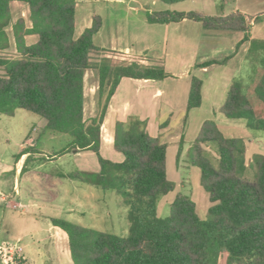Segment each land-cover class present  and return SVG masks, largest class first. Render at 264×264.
Returning <instances> with one entry per match:
<instances>
[{"label": "trees", "instance_id": "obj_1", "mask_svg": "<svg viewBox=\"0 0 264 264\" xmlns=\"http://www.w3.org/2000/svg\"><path fill=\"white\" fill-rule=\"evenodd\" d=\"M11 1L28 5L31 27L23 18L11 25ZM173 4L184 0H161ZM77 0H0V50L9 47L7 27L11 25L18 58L0 57V113L12 116L16 109L37 114L46 131L69 136L66 146L52 155L72 150L92 151L98 171L74 169L63 177L103 190L115 191L127 207L126 236L50 217V223L67 235L72 264H264V155H253L254 179L237 174L241 139L227 137L214 120L202 122L198 134L186 151L188 163L200 170L199 183L208 194L210 206L201 219L190 195L177 193L166 217L158 215L162 196L174 189L166 172L167 144L151 136L146 120L131 115L114 124L113 148L123 155L120 162L100 153L101 125L108 102L120 79H164L170 74L161 67L137 62L114 64L107 58L93 64L90 55L99 48L93 36L102 21L93 15L91 26L75 37ZM259 19L233 11L226 15H207L197 11L160 10L146 12L150 24H170L183 20L199 22L204 30L243 33L236 48L248 41L250 22ZM35 34L36 43L27 45L24 37ZM264 50V40L251 39L249 52ZM208 60L196 67L222 64ZM97 72V112L84 117V76ZM202 80L192 76L186 112L202 102ZM227 119L244 120L245 128L264 134V56L253 70L250 83L233 79L217 109ZM168 120L161 122L165 127ZM181 134L176 153L179 161L184 146ZM212 146L213 165L206 146ZM33 149V148H29ZM37 152L38 149L34 148ZM35 151V152H36ZM31 154L23 149L16 159Z\"/></svg>", "mask_w": 264, "mask_h": 264}, {"label": "rangeland", "instance_id": "obj_2", "mask_svg": "<svg viewBox=\"0 0 264 264\" xmlns=\"http://www.w3.org/2000/svg\"><path fill=\"white\" fill-rule=\"evenodd\" d=\"M75 11V36L77 32L84 26L93 15H99L102 21V28L93 38V42L97 47L103 46L107 50L109 47L125 48L128 47L130 54L128 57L117 54H108L105 51L96 50L90 55L91 62L98 64L106 58L114 64H128L135 62V56L145 53L150 60L156 61L154 67H167L171 71H176L179 62L190 63L194 54L195 43L199 40L202 42V50L209 51L210 46L216 41V38L208 37L204 34H217L214 31L203 30L199 22L192 20L185 21L186 25H182L179 32L173 34L171 32L170 39H165L167 35L163 28L165 25L150 24L146 21V12L160 10H176V11H197L203 14L216 13L224 4V10L231 11L235 7H247L249 13L258 15L255 25L252 27V33L256 37H261L264 29V0H184L177 5L167 4L161 0H77ZM29 19V16H26ZM176 25H171L172 28ZM155 28L150 31V38L145 34V29ZM179 30V28H178ZM11 35V31L8 30ZM182 37V42H180ZM172 39V40H171ZM259 39V38H258ZM168 40V45H165ZM145 49H148L144 52ZM202 53L199 52V54ZM11 48L0 50V57L13 56ZM172 54H177L175 58ZM116 56V57H113ZM195 55V56H194ZM138 59V58H137ZM165 64L166 66H164ZM258 64L253 63L252 71H247L243 75L244 83L251 81L253 70ZM216 70V69H215ZM219 70V69H217ZM219 72V71H217ZM213 71L208 74L197 73L202 81L205 82V90L211 89V79L219 80V73ZM97 77L96 71H89ZM3 69L0 68V75H3ZM210 75V77H208ZM212 77V78H211ZM204 90V91H205ZM206 93V91H205ZM226 93V91H225ZM96 93L94 98H85L84 117L88 119L97 112L95 110ZM215 98L205 96L203 103L196 108H192L186 112V107L174 106L172 114L163 113L156 118V122H164L168 120V129H166V139L169 141L166 149V172L167 177L174 183V189L162 196L158 203V215L166 217L169 214L170 203L173 201L177 193L190 195L196 205V212L201 219L207 216L210 202L208 194L204 191L199 183L200 170L196 166L188 163L186 151L192 141L198 134L199 128L203 121L212 119L219 126L220 130L227 137H237L241 139L240 151L237 156V174L248 180L254 179V165L252 162L253 155L264 153V134L260 131H252L242 129L244 120L227 119L219 114L212 106ZM97 106V105H96ZM44 120L37 114L24 109H16L12 116L0 113V172L5 167L13 166L16 157L23 150L30 151L31 154L25 165L29 170L32 166L33 156L36 153L45 154L39 157L38 162H46L50 159L54 152L64 148L69 141V136L64 133L46 131L41 134ZM166 125V126H167ZM254 135H244L246 133ZM181 134L184 136V146L179 161L176 162V153L178 149L179 138ZM27 137H32L33 146L25 145ZM164 137L161 136V138ZM251 138L252 143L247 139ZM186 144V145H185ZM22 146H24L22 148ZM33 148V149H29ZM34 148H37V152ZM210 159L216 166L215 154L212 146H206ZM36 151V152H35ZM263 152V153H262ZM27 156V155H26ZM48 157V158H47ZM25 160V159H24ZM37 161V159H35ZM24 162V161H23ZM70 171L74 169L72 163L68 162L60 165L45 164L38 170L26 172L17 186L20 193L15 195L13 200L26 205L27 213H21L16 210L4 207L6 202L3 194L9 193V188L5 183L11 176V173L0 174V243L9 241L17 242L21 246L24 242L19 237L24 234L25 230H29L41 218L57 217L68 220L73 223L83 225L85 227L95 228L119 236H126L128 233L129 222L127 219V207L122 205L121 197L112 190H103L78 181L59 178L56 175L58 168ZM28 174V175H27ZM73 186H76L74 195L76 197L72 213H67L64 209L67 203H63L62 197L65 192L69 193ZM3 198V199H2ZM23 254V251H22ZM0 264L2 262L0 257ZM9 264H25L23 255L16 256L13 263ZM220 264H224L223 258Z\"/></svg>", "mask_w": 264, "mask_h": 264}, {"label": "crops", "instance_id": "obj_3", "mask_svg": "<svg viewBox=\"0 0 264 264\" xmlns=\"http://www.w3.org/2000/svg\"><path fill=\"white\" fill-rule=\"evenodd\" d=\"M116 1H124V0H116ZM225 1V0H224ZM181 2V1H180ZM179 2V3H180ZM177 3H173V5H177ZM78 4H76L77 7ZM10 12H11V25L18 19L23 18L25 21L26 27H31L30 20L26 19V16H29V8L28 5L21 1H11L9 4ZM247 7H235L231 11L224 10V4L221 5L220 10L216 13H208V15H226L233 11H240L243 14L255 16L254 14L249 13ZM187 20H183L178 23H170V24H159L165 25V29L163 31L167 34L165 35V39H170L171 32L175 34L179 32ZM92 20L90 19L81 29L77 32V36L83 31L84 28L91 26ZM256 21L250 22V32H249V40L243 43H240L238 48L236 45L241 41L243 37V33L239 31H215V30H207L214 31L217 34L214 36L211 34H204L205 37L216 38V41L210 46L209 51H204L201 49L202 42L199 40L195 43L194 54L197 57H193L190 63H184V61L179 62L176 66V71H171L164 67L165 71L170 74L169 77L164 79H136L130 77H122L111 96L106 114L101 125V144H100V153L104 158H107L111 161L120 162L123 160V155L116 152L113 148V134H114V124L117 120L126 121L127 118L131 115L137 116L141 120H146V129L151 136L159 137L160 140L166 144H168V140L166 139V129H168V125L165 127H160L161 122H156V118L159 117L162 112L166 114H172L174 106L178 104L180 106L186 107L188 92L190 87L191 77L197 76L196 72H200L202 74H208L213 71H219V80L211 79V89L205 90V82L202 81L201 95L202 102L204 101L205 96L215 98L212 106L217 110L220 104L222 103L225 91L227 90L230 82L235 78H243V74L247 71H252L253 63L259 64L260 58L264 56V50L259 49L255 52H249L250 48V40H264V29L261 33V37H256L252 33V27L255 25ZM11 25L7 27L6 31L9 38V48L12 49L13 56L10 58H18L19 54L15 49L14 38L12 34ZM171 25L174 28L171 27ZM186 25V24H185ZM102 28V26H101ZM100 28V30H101ZM179 28V30H178ZM145 29V28H144ZM203 29V28H202ZM8 30L11 31V35L8 33ZM76 30V24H75ZM100 30L96 33L98 34ZM150 31H155V28H149ZM149 30L145 29L144 36H148L150 38ZM204 30V29H203ZM76 34V33H75ZM95 34V35H96ZM94 35V36H95ZM75 36V37H77ZM93 36V38H94ZM259 38V39H258ZM27 45H32L36 43L38 40V36L35 34L26 35L24 37ZM172 40V39H171ZM168 40H165V45H168ZM180 42H182V37H180ZM98 50L105 51L108 54L106 56L110 57L111 54L123 55L124 57H128L130 54V50L128 47L118 48V47H109L107 50L105 47L100 46ZM146 52L148 49H145ZM96 51V50H95ZM199 54V52H201ZM92 54V53H91ZM177 54H172L171 57L175 58ZM194 55V56H195ZM113 57H116L113 55ZM135 62L145 65L152 66L157 63L156 61L150 60V57H146L145 53H141L140 55L135 56ZM138 58V59H137ZM224 58H227L226 61L222 64H211L207 67H196L197 64L208 60H218L221 61ZM166 66L165 64H163ZM216 69V70H215ZM219 69V70H217ZM89 71H95L93 69H88L85 72L84 76V98H94L97 87H98V76L95 77L93 73ZM97 73V72H96ZM87 77V78H86ZM210 77V75H208ZM243 80V79H242ZM206 93H205V91ZM94 93V94H93ZM95 101V99H94ZM85 104V102H84ZM95 110H96V101H95ZM189 112V111H188ZM96 114V113H95ZM94 114V115H95ZM94 115H91L94 116ZM242 124V129H245L244 122H240ZM44 126V123L41 127ZM107 126V127H106ZM219 127V126H218ZM220 129V128H219ZM107 131V132H106ZM165 132V133H164ZM108 133V134H107ZM246 133V132H244ZM164 137L161 138V136ZM250 135L251 134H244ZM34 139L32 137H27L25 140V145L33 146L32 143ZM105 144H104V143ZM252 143V139L248 138L246 145ZM107 145V146H106ZM186 145V144H185ZM24 146H22L23 148ZM261 154V152L257 151ZM263 153V152H262ZM27 154L22 155L19 159L14 161L13 166L5 167L4 173H11L10 178L5 183L7 184V188H9V193L3 194L5 198H7L5 203L3 204L5 208L16 210L21 213H27L25 210L26 205L23 203H19L13 200L14 196L20 193L18 189V185L20 180L26 172L36 171L40 167L45 164L50 165H60L65 163H72L74 169L86 170V171H98L99 163L97 161L96 155L90 151H70L61 156L55 157H47L48 161L46 162H38L39 157L44 156L45 154L36 153L33 156V166L32 170L29 168H25L24 171L21 172V168L23 165V161L26 158ZM264 155V153H263ZM37 159V161L35 160ZM72 169V170H74ZM61 167L58 168L56 175L62 178L65 174L71 172ZM28 175V174H27ZM1 176V175H0ZM65 179H69L63 177ZM76 191V186H73L72 190L69 193V189L65 192V196L62 197L63 203H67L68 205L64 207L67 213H72L74 202L76 201V197H70V195H74ZM1 199V198H0ZM3 199V198H2ZM19 240L23 242L21 243L23 248V259L25 260V264H72L70 259V253L68 248V240L66 233L60 228L53 226L50 223L49 217L41 218L34 226H32L29 230H25L24 234L19 237Z\"/></svg>", "mask_w": 264, "mask_h": 264}, {"label": "built area", "instance_id": "obj_4", "mask_svg": "<svg viewBox=\"0 0 264 264\" xmlns=\"http://www.w3.org/2000/svg\"><path fill=\"white\" fill-rule=\"evenodd\" d=\"M23 248L17 242L4 241L0 243V257L3 263H13L16 256L22 255Z\"/></svg>", "mask_w": 264, "mask_h": 264}, {"label": "bare ground", "instance_id": "obj_5", "mask_svg": "<svg viewBox=\"0 0 264 264\" xmlns=\"http://www.w3.org/2000/svg\"><path fill=\"white\" fill-rule=\"evenodd\" d=\"M87 78V77H86ZM94 94V93H93ZM107 127V126H106ZM107 132V131H106ZM108 134V133H107ZM104 143V142H103ZM105 144V143H104ZM107 146V145H106Z\"/></svg>", "mask_w": 264, "mask_h": 264}, {"label": "water", "instance_id": "obj_6", "mask_svg": "<svg viewBox=\"0 0 264 264\" xmlns=\"http://www.w3.org/2000/svg\"><path fill=\"white\" fill-rule=\"evenodd\" d=\"M74 151H76V150H74Z\"/></svg>", "mask_w": 264, "mask_h": 264}]
</instances>
